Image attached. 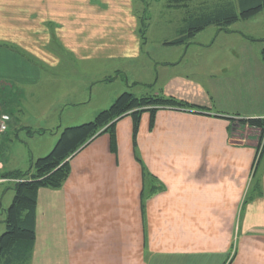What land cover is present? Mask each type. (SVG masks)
<instances>
[{"label":"crops","instance_id":"crops-1","mask_svg":"<svg viewBox=\"0 0 264 264\" xmlns=\"http://www.w3.org/2000/svg\"><path fill=\"white\" fill-rule=\"evenodd\" d=\"M147 2L0 0V95L6 82L37 88L44 80L39 61L55 73L64 57L79 63L140 57L136 9ZM261 14L237 22L244 24L238 29H219L212 47L191 51L203 61L168 78L163 94L202 110L158 112L154 130L139 132L136 149L132 124L122 120L117 154L110 140L93 141L71 159L61 188L39 190L30 264H264V160L260 183H251L260 130L242 124L264 119V34L250 28ZM219 38L227 46L213 50ZM94 113L79 114L88 120ZM63 128L33 159L52 151ZM138 151L158 169L163 193L145 198ZM240 242L242 253L234 254Z\"/></svg>","mask_w":264,"mask_h":264},{"label":"rangeland","instance_id":"rangeland-1","mask_svg":"<svg viewBox=\"0 0 264 264\" xmlns=\"http://www.w3.org/2000/svg\"><path fill=\"white\" fill-rule=\"evenodd\" d=\"M167 2V0H148L145 5H139V8L136 9L141 23L139 35L144 41L141 56L136 59L119 57L112 60L79 63L72 57H64L60 63L62 67L57 69L55 73L46 72V66L39 61L43 68L44 80L36 86L37 88L18 87V85L9 82L1 84L0 116L3 115V112L7 113L6 115L12 117V122L9 125V130L4 134H0V178L3 175L15 172L23 174L30 172L33 168L32 160L34 156L41 153L47 137L57 136V130L61 123L64 128L60 132L58 140L66 128L81 126L94 121L101 112L111 108L123 93H132L137 97L166 96L163 94V88L168 83L170 76L176 75V73L178 75L188 74L189 65L192 64L191 61L194 62L199 58L203 61L202 57L191 51L211 46V43L215 40V32H218L219 28L213 26L201 32L189 44L182 47L183 50L178 46H169L167 43L180 38L186 13L184 10L170 9ZM260 16V19L250 21L252 23L250 28L252 32L264 34V14ZM242 25L244 24L240 26L234 24L230 29H238ZM243 28L247 29L245 26ZM222 43L224 42L219 38L216 44L213 45V50L216 47L227 46V44L222 45ZM188 46L190 51L187 53ZM210 56H212L211 53L205 57ZM25 58L36 62L35 58L28 55ZM218 58L221 61L227 57L221 56ZM182 59L184 63L176 65ZM104 80L108 82H102ZM110 98H112V102ZM86 109L89 112L96 111L88 120H85L84 114L83 116L79 114ZM60 114H63V118L61 123L59 121L56 124L54 119L60 117ZM70 117H73L74 122H71ZM122 120L125 123L126 121L130 122L133 127V119L130 116ZM245 125V127L252 129L249 124ZM52 126H54V129L50 130L49 128ZM154 127L155 121L153 124L151 115L149 113L143 114L139 132L141 133V129L150 132L154 130ZM43 130H49L53 133L34 134V132ZM131 132L133 147H135L132 128ZM260 137L261 131L256 135L258 142ZM105 140L111 142L109 133L94 140V145L104 143ZM112 153L117 154V152ZM140 154L139 151L136 152L135 160L137 162H135L143 170L145 185H143L142 192H145V198L152 197L149 196L151 187L158 189L160 185L163 188L160 193H163L165 186L155 176L158 169L144 164ZM256 159L257 155L253 165V174ZM161 170L166 171L167 168ZM153 177L158 182L153 183ZM253 179L252 177L251 183ZM13 187V180L0 179V237L6 231L4 210L11 205L14 199ZM252 189L253 186H251ZM247 196H249L246 197L248 202L249 199L251 200L252 194H247ZM240 247L241 242L239 246L235 245L234 254L239 249L240 254L242 253Z\"/></svg>","mask_w":264,"mask_h":264},{"label":"trees","instance_id":"trees-1","mask_svg":"<svg viewBox=\"0 0 264 264\" xmlns=\"http://www.w3.org/2000/svg\"><path fill=\"white\" fill-rule=\"evenodd\" d=\"M167 1L170 9L184 10L186 13L180 38L170 42L169 46L187 45L197 34L213 26L221 31H229L228 29L237 22L248 21L264 11V0ZM162 110L198 112L202 109L174 97L160 95L137 97L126 92L117 98L111 108L101 112L94 121L66 128L49 154L32 160L33 168L30 172L3 175L0 179L13 180L15 196L11 205L4 210L6 231L0 237V264H30L37 240L38 192L42 188H61L71 174L70 161L75 155L106 133L110 134L111 150L116 153L117 124L129 116L133 119V136L136 147L143 114L149 113L154 124L157 113ZM242 124H249L250 127L261 131V137L256 146L257 161L253 174L254 181L257 182L256 186L260 183L258 172L264 160V119L249 120ZM46 133L53 132L49 130L34 132V134ZM152 181L153 183L158 182L155 177ZM161 190L163 188L160 185L158 189L151 187L149 196Z\"/></svg>","mask_w":264,"mask_h":264},{"label":"built area","instance_id":"built-area-1","mask_svg":"<svg viewBox=\"0 0 264 264\" xmlns=\"http://www.w3.org/2000/svg\"><path fill=\"white\" fill-rule=\"evenodd\" d=\"M10 122L11 117L9 115L4 114L0 116V133L7 131Z\"/></svg>","mask_w":264,"mask_h":264}]
</instances>
